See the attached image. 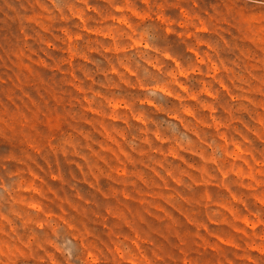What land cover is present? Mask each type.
<instances>
[{
	"label": "rangeland",
	"instance_id": "1",
	"mask_svg": "<svg viewBox=\"0 0 264 264\" xmlns=\"http://www.w3.org/2000/svg\"><path fill=\"white\" fill-rule=\"evenodd\" d=\"M0 264H264V0H0Z\"/></svg>",
	"mask_w": 264,
	"mask_h": 264
}]
</instances>
